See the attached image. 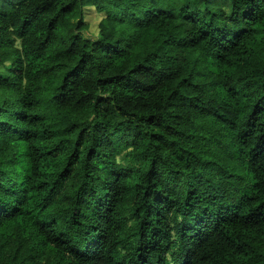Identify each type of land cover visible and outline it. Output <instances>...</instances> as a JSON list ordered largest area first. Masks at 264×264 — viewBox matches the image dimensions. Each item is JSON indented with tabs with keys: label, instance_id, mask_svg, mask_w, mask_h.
<instances>
[{
	"label": "trees",
	"instance_id": "trees-1",
	"mask_svg": "<svg viewBox=\"0 0 264 264\" xmlns=\"http://www.w3.org/2000/svg\"><path fill=\"white\" fill-rule=\"evenodd\" d=\"M0 66V264H264V0H0Z\"/></svg>",
	"mask_w": 264,
	"mask_h": 264
},
{
	"label": "rangeland",
	"instance_id": "rangeland-1",
	"mask_svg": "<svg viewBox=\"0 0 264 264\" xmlns=\"http://www.w3.org/2000/svg\"><path fill=\"white\" fill-rule=\"evenodd\" d=\"M84 19L88 22V29L85 32L95 35L97 32V23L100 20V14L92 7H89L84 11ZM1 68L0 66V72H2Z\"/></svg>",
	"mask_w": 264,
	"mask_h": 264
}]
</instances>
